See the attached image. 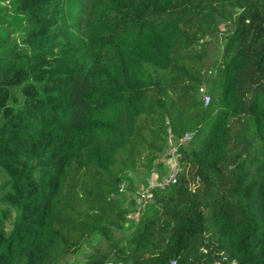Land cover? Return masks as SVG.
<instances>
[{
    "label": "trees",
    "instance_id": "trees-1",
    "mask_svg": "<svg viewBox=\"0 0 264 264\" xmlns=\"http://www.w3.org/2000/svg\"><path fill=\"white\" fill-rule=\"evenodd\" d=\"M170 134H192L178 182L115 239L122 183L163 167ZM0 174V264H60L94 235L83 264H264V0H0Z\"/></svg>",
    "mask_w": 264,
    "mask_h": 264
},
{
    "label": "rangeland",
    "instance_id": "rangeland-1",
    "mask_svg": "<svg viewBox=\"0 0 264 264\" xmlns=\"http://www.w3.org/2000/svg\"><path fill=\"white\" fill-rule=\"evenodd\" d=\"M233 26L228 21L221 20L218 22L216 29L210 32L206 38V42L203 46V51L206 58V70H205V77L208 88L211 87L210 81L214 76L215 72V63L220 59L223 49L227 43V39L232 34ZM21 88L15 87L12 88V95L16 97V101H12L13 106H19L22 102L21 96ZM170 142V141H169ZM167 141L165 145V149L162 152V160L165 151L169 148L170 143ZM164 167L158 166L155 167L151 171L132 174L128 178L131 182L129 183L128 180H125L126 189L125 191L119 195L117 201L119 205L128 208H134V201L139 192H141L144 188L146 183L152 178H156L164 173ZM190 171V170H189ZM148 180V181H147ZM7 181V177L4 174H0V198L3 194L4 184ZM0 207L5 208L4 204L1 202L0 199ZM130 215L131 220L125 225V227L121 230L114 231V238L118 239L121 236H127L129 231L133 228L134 222L137 220V215L131 213ZM108 244L103 240V238L99 235H94L90 238L89 242L85 244L81 250L73 255L68 256L65 260L61 261L60 264H83L89 255L95 253H103L107 249Z\"/></svg>",
    "mask_w": 264,
    "mask_h": 264
},
{
    "label": "built area",
    "instance_id": "built-area-1",
    "mask_svg": "<svg viewBox=\"0 0 264 264\" xmlns=\"http://www.w3.org/2000/svg\"><path fill=\"white\" fill-rule=\"evenodd\" d=\"M201 95L205 104L209 102L208 86L204 84L200 90ZM192 138V134H186L182 138H176L170 134L168 142L170 143L169 148L165 151V154L161 160L165 169L164 173L156 178H151L145 185V188L139 192L134 201V209L137 218L140 212L145 208L146 204L153 199V191L157 188H165L170 185H175L178 182V178L182 173V154L181 149L186 147ZM126 182L124 181L121 185L120 192H124L126 189ZM134 213V212H133ZM132 215V214H131Z\"/></svg>",
    "mask_w": 264,
    "mask_h": 264
}]
</instances>
